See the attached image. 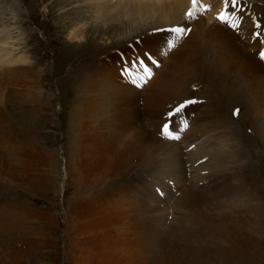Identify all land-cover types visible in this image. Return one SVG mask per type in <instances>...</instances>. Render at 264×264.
<instances>
[{
  "label": "rangeland",
  "instance_id": "1",
  "mask_svg": "<svg viewBox=\"0 0 264 264\" xmlns=\"http://www.w3.org/2000/svg\"><path fill=\"white\" fill-rule=\"evenodd\" d=\"M243 2L264 6V0H238L235 5L229 0L221 10L230 17L235 13L238 27L224 24L242 43L246 38L241 16L250 12ZM85 3L0 0V28L10 35L4 48L9 52L3 49V54L15 58L22 53L30 60L25 71L23 61L0 66V147L6 148L0 157V206L4 204L0 209V260L13 257L9 264H264V235L254 230L241 235L238 228L243 215L233 206L243 203L252 208L264 198V107L255 103L264 88H256V77L243 66L239 49L218 37L210 40V50L198 49L187 61L180 56L187 50L185 39L192 36L189 23L184 25L190 28L188 35L179 40L165 31L172 24L153 27L150 23L154 21L144 15L133 21L116 20L114 28L106 30L111 21L91 23L95 12ZM72 4L84 12L78 16L82 19L69 24ZM196 5L194 20L219 13L214 1L197 0ZM199 6H206L205 12ZM62 10H68L65 18L59 15ZM13 16L18 22H13ZM183 18L176 24H182ZM72 25L84 30L80 38L69 37ZM257 25L254 28L263 36L254 39L264 44V24L259 20ZM18 33L22 38H16ZM145 36L159 39L152 53L159 52L160 46L167 51L155 53L161 62L150 67L141 84H133L135 67L151 62L143 58L147 49L140 41ZM170 38H175L173 47L168 45ZM121 47H127L123 54ZM262 47L247 52L264 63L254 52ZM124 57L132 58L126 67L121 65ZM211 58L216 63L207 64ZM195 61L202 66H195ZM101 64L109 66L115 80L96 74ZM170 65L177 70L169 74ZM96 75L119 89H96ZM150 83H158V94L152 99L161 97L162 104L152 110L145 126L161 140L178 141L171 147L177 148L179 157L175 174L169 167L153 174L154 169L147 168L148 159L164 152L142 142L129 143L131 127L109 126L121 123V104L130 100L136 102L140 115L126 120L142 123V113L152 104L144 94ZM134 90L139 92L136 98ZM36 91L39 95L35 97ZM169 94L176 97L168 103ZM190 96L204 100L188 106L183 100ZM177 103L185 105L183 111L188 107L192 116L184 127L175 129L179 131L159 133V121L165 122L163 111ZM5 123L9 125L6 129ZM14 143L24 149L10 153ZM225 143L230 154L222 151ZM190 144L194 147L187 149ZM201 147L203 151L219 149L224 155L211 160L212 171L201 173L195 162L190 163V159L208 160V155L197 153ZM235 153L246 158L254 178L246 189L237 172H232V186L242 185L244 191L228 196L217 185L221 182L212 178L219 179V164L229 162ZM232 168L238 171L241 167ZM162 173L169 179H154L164 177ZM186 188L205 195L186 199ZM259 209L260 218L254 217L253 223L264 228V205ZM232 230L242 237L233 238ZM39 233L45 237L41 239Z\"/></svg>",
  "mask_w": 264,
  "mask_h": 264
},
{
  "label": "bare ground",
  "instance_id": "2",
  "mask_svg": "<svg viewBox=\"0 0 264 264\" xmlns=\"http://www.w3.org/2000/svg\"><path fill=\"white\" fill-rule=\"evenodd\" d=\"M61 1H64V0H61ZM66 1H68V0H66ZM70 1L72 2L73 0H70ZM77 1L78 2L79 1L80 2H82V1L86 2L88 4L87 6L91 7L89 10H93L92 12H95V14H93V16H92L94 19L92 18V20L90 21L91 23L93 22V24H95L96 22L100 23L101 21H106V20L111 21V24L108 25L109 27L105 28L106 30L114 28V25L117 23L116 20H118L119 23H121L123 20L124 21L125 20L133 21L134 18H136V16L139 17V16L144 15L145 17H150L151 18L150 21L151 20L154 21V22L150 23V24H152V26L153 25L154 26H161V25L165 26V25H170V24L173 25V24L181 22V21L178 22V20H180L182 17H184L182 20V25L186 26V24L189 23L191 25V29H192V36H194V37L192 39H190L192 37L191 36L190 38L185 39L184 42H185V47L187 48V50L184 53H182V55L180 56L181 59H185L187 61L192 60L195 56L193 54L194 53L196 54V51L199 52L198 49H203V51H204V48L207 50H210L208 47L210 40L219 37V38L229 42V44H232L239 49L238 51L240 53L241 62L243 64V66L246 69H248L256 77V81H257V82H255L256 88H260L261 90L264 88V63H262L258 57L254 56L253 54L248 53L250 51L249 50L250 48L253 50L259 51V48L262 45V44H259L254 39V36L256 35L257 37H261V36H263L262 35L263 32L256 30L254 27L258 24L259 20H261V22H263V24H264V21H263L264 20V6H260L254 2H252V3L243 2L242 3L243 5H246L250 10L249 14H247L246 16H244V15L241 16L242 17L241 29H243L242 32H244V34H245L244 38H246L244 40V43H242L240 40L237 39V37L235 36L236 34L225 26L226 24L223 25V24L219 23L218 20H213L211 18V17L217 18L218 15H216V16L215 15H204V17L200 16V18H197V20H194V18L197 16L198 12H195L196 10L193 8V6H192L193 4L190 2V0H77ZM209 1H214V3L217 5L216 11L222 10V8L225 4L229 5V1H227V0H209ZM59 3H62V2L59 1ZM73 4L76 5V3H74V2H73ZM73 4H72V6H73ZM87 6H86V8H87ZM196 6H198V5H196ZM73 7H75V6H73ZM80 7H83V6H80ZM53 9H54V7H53ZM83 9H85V8H83ZM190 9L193 11L192 18H188L185 14ZM15 10H17V9H14V16L17 17ZM67 12H68V10H64L59 15H61V17L64 16V18H65L64 13H67ZM70 12H71V14H72L71 16L73 18H71L70 20H67V22L69 24H73V23H75V21L80 20L81 17L79 18L78 16L82 12H84V10L81 12L79 9H77L75 7V8H73V10L70 9ZM49 14L50 13H48V15ZM14 16H13V18H14L13 22L14 23L18 22V19H16ZM3 20H6V19H3ZM103 25H106V24L103 23ZM12 27H15V25H12ZM71 27L72 28L68 30L69 37L71 39L72 38L78 39L81 37V34L84 33V30H80V25H76V26L72 25ZM4 29L5 28H0V66L1 65H7L9 62H12V63L14 62L15 64H19L21 61H23V64H25V65H23L24 71L28 70L30 68V66H28V63H30V60L27 58V56L25 54L20 53L19 55H15V58L10 57L8 54H3V49L6 47L5 44L8 43V38L10 37L9 34H8V37L6 36ZM21 35H22V33H18L16 38H19V39L22 38ZM250 35L251 36L253 35V37H251V39H252L251 41L249 40ZM156 37L157 36L153 37V39H156ZM149 38H150V36H145L143 38V40L140 41V43L142 42V44L144 45V48L151 51L152 46L158 45L160 42H157L159 39L157 41H155V40L152 41V39L151 38L149 39ZM186 41H187V44L189 43V46L186 44ZM135 45H137V44H135ZM138 45L140 46V44H138ZM262 48H264V44H263ZM125 49H127V47L119 48V50L121 51L122 54H123ZM258 51H254V52L259 53ZM4 52H9V51L4 49ZM151 52H153V51H151ZM159 52H155V53L159 54ZM129 58H131V57H127V58L124 57V59L121 61V65L123 67H126L128 65V63H129L128 59ZM133 63L137 65V63H135V62H133ZM206 63L210 64V63H216V62H215V60L213 61V59L211 58L210 61H209V59H207ZM194 65L195 66H202L201 63H198L196 61H195ZM100 67L102 68L101 72L97 71L96 74L102 75L103 77H106L108 79H113V78H111V72L109 71L108 65H102L101 64ZM136 67H135V72L134 73L131 72V74L135 75V73L137 72V70L139 68V65ZM176 70H177L176 66L170 65L168 73L170 74V72H174ZM113 71H116V69L113 68ZM119 74H120V72H119ZM169 74H167V75L169 76ZM193 75H194V73L185 75L182 82H184L185 79L191 78ZM103 77H100L98 75H96L94 77V80H95L94 83H95L96 89H99V88L106 89V88L111 87V86H113L114 89H116V90L119 89L118 87L114 86L113 83L107 81ZM113 80H115V79H113ZM157 85H158V83H156V85L150 83L147 86V89H146V87L144 88V94L146 96V99L151 100L150 102H152V104L148 105L146 107L147 110L144 111L141 115V117L143 118V120H142L143 125H142V123L135 124L136 121L126 120L131 115L132 116H134V115L137 116V114L140 115V113L137 111V109L135 107L136 102L133 100H130L132 103H129V104L128 103H122L121 104V110H120V115H119L120 120H122L121 123L117 124V123L111 122L109 124V126L113 129L117 128L119 130L122 128V125L131 127L132 130L130 131V133L128 135V138H131L129 143H140V142H142L143 144H146L147 147L152 148L153 150L160 149V152L161 151L164 152L162 155L156 154L155 155L157 157L156 159H154V158L148 159L151 164H148L147 168L154 169V171L152 172L153 174L154 173H160L161 174V169L165 170L168 167L170 168L171 173L175 174V172L177 171L179 157L176 154L177 148H175L173 150L171 147L176 143L177 140L173 141L171 143H168L164 140H161L159 137L158 138L156 137L155 133H151L150 131H148L149 129L147 128V126H145V123L150 119L149 115L152 113V110L158 109V106H160L162 104V103H160L161 97L159 99H157L156 101L152 99V98H156V96L158 94V90H157L158 86ZM34 93H35V97L39 95V91H36ZM147 94H149V96ZM138 95H139V92L134 90L135 98ZM173 96L174 95H171V94L167 95L168 103L171 102L176 97V96H174V97ZM123 98L125 101H128L125 99L124 94H123ZM102 102H103V100H102ZM255 103L259 107H264V95H262L258 98H255ZM166 110L167 109H165L163 111V113L166 112ZM161 122H162V120L159 121V125L161 124ZM1 123H3V122L0 121V124ZM262 123L264 125V117L262 118ZM159 125H158V130H159L158 132L161 133ZM6 126H9V125L5 123V125H4L5 129H6ZM103 127H106V125L103 124ZM171 127L173 129H180V124L178 123L175 125V123L172 122ZM11 129L13 130L14 127H11ZM6 131L7 130H5V132ZM138 132L140 133L139 135H138ZM132 137L135 138L136 140H132ZM115 138L116 137L113 136V139H115ZM106 147L109 151H111L109 144L106 145ZM173 147H176V146H173ZM18 148L19 149L21 148V150L24 149L22 145ZM18 148H17V143H14L13 145H11L10 150L9 149L8 150L10 151V153H12V152L17 153ZM202 148L203 147H201L200 148L201 151H197V153L202 152L203 155H205V154L208 155V160L205 163H202V162H198V160H191L190 159V163L195 162L194 163L195 166L201 168V171H202L201 173L205 172V170L212 171L211 170V167H212L211 163L213 161H211V160L214 157H216V159H217L218 157H223L224 155L222 156L220 154L221 151L219 149L218 150L214 149L212 151H209V150L203 151ZM5 149L3 147H0V157L5 156L3 154V153H6ZM217 151H219L218 154L217 153L214 154V152H217ZM222 151L226 152L227 154H230L229 148H226V143H225V147H223ZM105 153H107V152H105ZM9 156H11V155H9ZM122 159L123 158L120 157V160H122ZM158 159H161V160L156 162ZM245 160H246V158H244L241 153H235L234 158L232 157V159L229 162L225 161V162H222L219 164L222 167V169H220V171H219V179L212 178L214 180L213 182H215V181L221 182L217 185L221 186V190L226 191V194L228 196L231 195L230 192H232V194L235 193V196L241 194L244 191L242 185L246 186V189H247V187L253 183V178H254L253 174L248 169L249 168L248 161H245ZM194 164L189 165V167L190 166L192 167ZM232 166H234L235 168H237V167H241V168L238 171H236L235 169L232 168ZM246 166H248V167H246ZM198 170H200V169H198ZM232 172L233 173L237 172L235 174L238 175L237 178L241 182L242 185L239 186V184H237L236 186H232L233 181H230V177L233 176ZM179 174L181 175V173H179ZM166 175L168 176L169 174H166ZM162 176H164V177H159V178H154V179H166L167 178V176L165 177V175H163V173H162ZM167 179H169V178H167ZM254 182H255V180H254ZM261 188H264V187L261 185ZM188 189L187 188L185 189V192L188 193L185 195L186 199L197 198L198 194L205 195V194L199 193L195 190L193 191L192 188L191 189L188 188ZM241 189L243 191H241ZM193 192H196V193L194 194ZM206 196H208V195H206ZM228 196H227V198H228ZM263 196H264V194H263ZM182 197H183V195H182ZM237 197L233 198L232 202H236L235 199ZM202 200L203 199H200V201H202ZM226 201L228 203H231V202H229L231 200H226ZM2 205H4V204H2ZM261 205L262 206L264 205V198L263 197H262V202L260 200H258L257 205H255V207H252V208L250 207L249 204L233 203V206L236 209L238 207V209L241 211V213L243 215L242 224L238 228L241 235H243L245 232L250 231V230H254L255 232L258 231L259 233L262 232L261 234L264 235V228H262V226H255V223H253L254 217H255V219L260 218V215L258 214V212L260 210L259 208L261 207ZM1 206H0V209H1ZM184 215H187V214H184ZM174 222H176V221H174ZM178 225H179V223H178ZM181 225H182V223H181ZM197 225H196V227L198 228L199 225L198 226ZM256 225H258V224H256ZM232 233H233L232 237L237 239V240L242 237V236H240V234L236 230H232ZM258 235H260V234H258ZM39 237L41 239H43L42 237H45V234L42 233V235H41V233H39ZM9 259L12 260L13 257L1 259L0 264H3V263L9 264L11 262V261H9ZM6 260H8V261H6Z\"/></svg>",
  "mask_w": 264,
  "mask_h": 264
},
{
  "label": "snow or ice",
  "instance_id": "3",
  "mask_svg": "<svg viewBox=\"0 0 264 264\" xmlns=\"http://www.w3.org/2000/svg\"><path fill=\"white\" fill-rule=\"evenodd\" d=\"M232 3L233 5H235L237 3V0H232ZM192 4H193V7L196 6L197 4V0H192ZM186 16L188 18H192L193 16V11L190 9L187 13H186ZM220 21H228V20H231V23H230V26L233 27V28H236L238 27L239 25V20L237 18H235V13L232 14V17L230 18L229 15L225 12H221L218 17H217ZM257 27H259V25H257ZM168 31H170L171 33L174 34V37L176 39H179L181 36L185 35L187 33V31H189V29L185 28V27H181V26H174L170 29H168ZM174 41L173 40H169L168 41V45L171 47L173 45ZM264 43V42H262ZM259 56L261 59H264V48L261 49V51L259 52ZM191 102H194V101H186L185 103H191ZM185 105L182 104L180 105L179 107H177L175 109V111L179 112ZM238 111V110H237ZM236 114V113H234ZM171 115V113H170ZM164 131L165 133L168 132V125L166 124L164 126Z\"/></svg>",
  "mask_w": 264,
  "mask_h": 264
}]
</instances>
